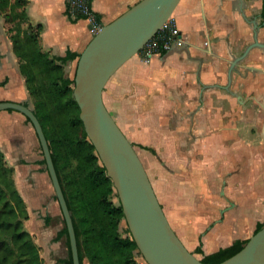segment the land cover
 I'll use <instances>...</instances> for the list:
<instances>
[{"label":"crops","instance_id":"1","mask_svg":"<svg viewBox=\"0 0 264 264\" xmlns=\"http://www.w3.org/2000/svg\"><path fill=\"white\" fill-rule=\"evenodd\" d=\"M136 1L91 0L103 24ZM65 6L66 0H27L22 26L40 25L39 43L50 55L77 53L64 65L73 77L93 32ZM172 16L183 45L148 60L138 51L110 76L102 98L137 151L173 230L202 258L249 238L264 221L263 0H179ZM11 25L0 12V100L31 106ZM0 148L34 209L41 192L35 177L46 165L21 112L0 110ZM48 205L46 219L58 220L57 200Z\"/></svg>","mask_w":264,"mask_h":264},{"label":"trees","instance_id":"2","mask_svg":"<svg viewBox=\"0 0 264 264\" xmlns=\"http://www.w3.org/2000/svg\"><path fill=\"white\" fill-rule=\"evenodd\" d=\"M26 1L0 0V12L12 22L9 31L13 51L19 58V70L32 100V109L47 139L72 216L80 264H85V259L88 264H142L136 259L140 253L128 227L127 234L119 228L121 220H125L121 204L79 118V107L72 95L74 77L65 74V63L78 54L68 50L65 55L55 56L41 49L40 25L35 29L29 24L22 26L27 20ZM40 163L45 164L44 157ZM28 218L14 169L7 164L0 148V264H43L39 245L24 226ZM62 222L56 237L65 236L68 256L60 260L72 264L63 218ZM263 225L264 221L258 222L254 232ZM247 239H236L201 259L207 264H216L237 252ZM195 252H202L200 246Z\"/></svg>","mask_w":264,"mask_h":264},{"label":"water","instance_id":"3","mask_svg":"<svg viewBox=\"0 0 264 264\" xmlns=\"http://www.w3.org/2000/svg\"><path fill=\"white\" fill-rule=\"evenodd\" d=\"M179 0H138L93 34L80 52L72 95L87 138L111 178L137 251L147 264H207L189 250L170 225L145 167L131 141L104 104L110 76L157 31ZM264 10V0H263ZM29 118L67 228L72 264H80L73 220L41 123L28 104L0 100ZM216 264H264V225L234 254Z\"/></svg>","mask_w":264,"mask_h":264},{"label":"rangeland","instance_id":"4","mask_svg":"<svg viewBox=\"0 0 264 264\" xmlns=\"http://www.w3.org/2000/svg\"><path fill=\"white\" fill-rule=\"evenodd\" d=\"M64 70H65V67H64ZM30 102H31V107H33V103L31 99H30ZM41 155L43 156L42 153ZM6 162L8 165H11L9 164L7 160ZM11 166L13 167V165ZM46 171L47 170L43 169L42 173L38 172L39 174H41V175H38L40 178L35 177L36 178L35 182L38 183V189H40L41 192L37 193L36 202H35L36 207L34 209L27 208L28 212L32 213V216L29 215V219L25 220L24 226L28 231L32 233L35 242L39 245V251L43 258V264H66V263L61 262L60 260V259L67 258L68 256V248L66 245L65 236H61L59 238L56 237V232L63 225L62 212L59 211L58 220L51 221V220L46 219V216L50 213L49 212L50 205H48V203L51 202V200L52 201L57 200V198H55L56 196L54 194V189L51 184L50 177H48L49 174ZM32 173H34V176H36L37 172L33 171ZM43 174H44V179H43ZM20 193L22 197L24 198V195L22 194V192ZM33 199H35V196H33ZM114 200H116V197H114ZM59 226L60 228L57 230ZM126 226L127 224L125 220L122 219L120 222L119 228L123 234H127L125 231ZM136 259L139 260L140 262L142 260L144 263H146L142 255L138 253L136 254ZM84 262L85 264H88V261L86 259L84 260Z\"/></svg>","mask_w":264,"mask_h":264},{"label":"built area","instance_id":"5","mask_svg":"<svg viewBox=\"0 0 264 264\" xmlns=\"http://www.w3.org/2000/svg\"><path fill=\"white\" fill-rule=\"evenodd\" d=\"M66 13L74 18H85L90 25L91 31L96 33L103 22L95 13L91 0H66ZM184 43L175 18L168 16L157 31L144 43L139 50L143 57L148 60L153 54L166 52L175 47H181Z\"/></svg>","mask_w":264,"mask_h":264}]
</instances>
